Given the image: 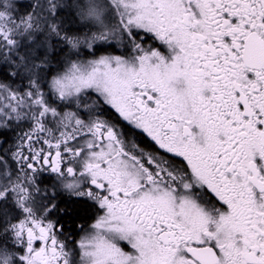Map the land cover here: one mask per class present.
<instances>
[{
	"label": "snow or ice",
	"instance_id": "snow-or-ice-1",
	"mask_svg": "<svg viewBox=\"0 0 264 264\" xmlns=\"http://www.w3.org/2000/svg\"><path fill=\"white\" fill-rule=\"evenodd\" d=\"M0 264H264V0H0Z\"/></svg>",
	"mask_w": 264,
	"mask_h": 264
},
{
	"label": "trees",
	"instance_id": "trees-1",
	"mask_svg": "<svg viewBox=\"0 0 264 264\" xmlns=\"http://www.w3.org/2000/svg\"><path fill=\"white\" fill-rule=\"evenodd\" d=\"M28 2H29V0H20V3H22V4H27ZM76 207L81 208V214L82 215H89V212L83 211V206L77 205ZM81 222H83V221H81Z\"/></svg>",
	"mask_w": 264,
	"mask_h": 264
},
{
	"label": "flooded vegetation",
	"instance_id": "flooded-vegetation-1",
	"mask_svg": "<svg viewBox=\"0 0 264 264\" xmlns=\"http://www.w3.org/2000/svg\"><path fill=\"white\" fill-rule=\"evenodd\" d=\"M91 213L89 212V215H90ZM73 238L75 239L76 237L75 236H73Z\"/></svg>",
	"mask_w": 264,
	"mask_h": 264
}]
</instances>
